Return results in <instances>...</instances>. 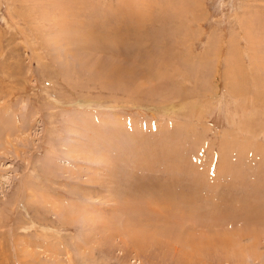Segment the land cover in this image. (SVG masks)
Instances as JSON below:
<instances>
[{
    "label": "rangeland",
    "instance_id": "rangeland-1",
    "mask_svg": "<svg viewBox=\"0 0 264 264\" xmlns=\"http://www.w3.org/2000/svg\"><path fill=\"white\" fill-rule=\"evenodd\" d=\"M0 264H264V0H0Z\"/></svg>",
    "mask_w": 264,
    "mask_h": 264
},
{
    "label": "crops",
    "instance_id": "crops-1",
    "mask_svg": "<svg viewBox=\"0 0 264 264\" xmlns=\"http://www.w3.org/2000/svg\"><path fill=\"white\" fill-rule=\"evenodd\" d=\"M263 92V91H262ZM261 91H260V93H262ZM155 123L156 124V126L157 127H159V123H158V121L156 120V122L155 121H152V123ZM258 142H260L261 143V141H259V139H258ZM207 171V170H206ZM163 171H161L160 170V173L159 174H157V175H160L161 173H162ZM208 172V171H207ZM202 174H204V173H202ZM201 174V175H202ZM216 174H217V172H216V169L215 168H212L211 170H209V172H208V178H210L209 179V182H213L212 183V186L209 188L208 187V185L207 184H205V181H208L207 179H205V177L203 176V185L205 184L206 185V187H205V189H207V191H206V198H207V200H208V203H207V205H205V206H203L204 208L206 207V208H209V210L211 209L210 208V203H215V201H219L220 199H221V196L222 195H227V193H228V191L229 190H231L232 188H234V184L233 185H228L227 183H228V180H227V178H225V177H223V176H221L222 175V173H220V178L217 180V181H213L212 179H211V177L210 176H212V177H214V179H216ZM219 175V174H218ZM209 182H208V184H209ZM238 182H235V185L237 184ZM223 184H226V185H228L229 186V188L226 190V191H223L224 192V194H222V192H220V190H219V188H221L220 187V185H223ZM225 185V186H226ZM227 187V186H226ZM160 188V191H161V194H164V196H160V198L161 199H167V198H169V196H168V191H167V188L165 187V186H161V187H159ZM211 189H213V191L211 190ZM159 191V192H160ZM204 192V191H203ZM229 194H232V193H230V191H229ZM170 195V194H169ZM232 197H231V200H230V202H228L229 204H230V206H232L233 208H235L236 207V204L234 203V204H232L231 205V202H232ZM198 202H199V199H198ZM197 202V203H198ZM235 202V201H234ZM227 203V204H228ZM191 206L192 207H195V205L194 204H191ZM199 207H201V204L198 206V209H199ZM227 207V206H226ZM225 207V208H226ZM249 208H251V207H249ZM227 209V208H226ZM230 209V208H229ZM252 209V208H251ZM212 210V212H213V209H211ZM191 211H193V209H191ZM192 214H193V212H191ZM191 213L189 214V217H191L192 215H191ZM250 214H253V215H255V213H250ZM245 215H246V213H245ZM255 217V216H254ZM192 218V217H191ZM244 218L245 219H248L246 216H244ZM256 218V217H255ZM241 222V221H240ZM244 223V222H243ZM234 224V221L233 222H231L230 224H228V225H233ZM241 224H242V222H241ZM246 224H248V223H246Z\"/></svg>",
    "mask_w": 264,
    "mask_h": 264
},
{
    "label": "bare ground",
    "instance_id": "bare-ground-1",
    "mask_svg": "<svg viewBox=\"0 0 264 264\" xmlns=\"http://www.w3.org/2000/svg\"><path fill=\"white\" fill-rule=\"evenodd\" d=\"M210 263V262H209Z\"/></svg>",
    "mask_w": 264,
    "mask_h": 264
}]
</instances>
